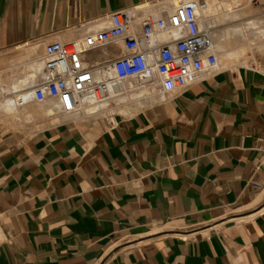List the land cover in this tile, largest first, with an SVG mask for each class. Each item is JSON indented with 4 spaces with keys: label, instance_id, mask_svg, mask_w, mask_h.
I'll return each instance as SVG.
<instances>
[{
    "label": "crops",
    "instance_id": "obj_1",
    "mask_svg": "<svg viewBox=\"0 0 264 264\" xmlns=\"http://www.w3.org/2000/svg\"><path fill=\"white\" fill-rule=\"evenodd\" d=\"M188 1L0 0V264H264V53L171 91L159 77L119 81L84 104L110 118L59 115L40 90L48 44L81 42L125 8L140 35L144 18ZM240 1L246 14L223 32L201 13L217 59L237 24L264 26L262 0ZM176 36L157 31L150 47ZM124 55L117 43L83 60L105 79Z\"/></svg>",
    "mask_w": 264,
    "mask_h": 264
},
{
    "label": "built area",
    "instance_id": "obj_2",
    "mask_svg": "<svg viewBox=\"0 0 264 264\" xmlns=\"http://www.w3.org/2000/svg\"><path fill=\"white\" fill-rule=\"evenodd\" d=\"M207 10L204 1H188L177 9L168 21L144 18L142 31L134 29L136 8H125L110 15V26L81 42H53L47 45L44 78L40 90L44 97L55 98L65 114L81 111L84 97L95 103L103 102L117 82L137 78L150 82L161 79L165 91L184 88L206 71L217 67L212 33L200 28L201 13ZM176 32L172 43L152 48L155 32ZM123 44L125 55L103 66L114 69L116 75L97 79L92 68L83 60L89 50L107 45ZM257 188L256 184H253Z\"/></svg>",
    "mask_w": 264,
    "mask_h": 264
},
{
    "label": "rangeland",
    "instance_id": "obj_3",
    "mask_svg": "<svg viewBox=\"0 0 264 264\" xmlns=\"http://www.w3.org/2000/svg\"><path fill=\"white\" fill-rule=\"evenodd\" d=\"M197 2V0H193ZM208 7L206 10L207 16H213L214 20L210 22L212 25L217 26L220 31L221 25L226 24L228 21H231L233 19L240 20L244 17L246 14L245 8V2H241L240 0H205ZM259 0H256V3ZM264 4V0H262ZM226 3L230 5V8L226 7ZM205 15V16H206ZM206 16V18H207ZM205 19V18H204ZM209 22L203 23V26H208ZM250 25L246 24V22H240L237 24L236 27H234L236 30H241V33H234L233 31H230L228 35H226V44L223 43V45H226L227 47L224 48L221 45L220 51L221 55L218 58L219 63H223L227 66H238V65H247L251 61H254L259 55L264 53V35L261 36L262 33L259 34V31L262 32L264 30V26H261L260 28H257L256 30H252L248 32V27ZM255 34L256 38H263L261 41H253L252 37L249 36V34L253 33ZM226 49L232 50V54L236 56H228L225 53ZM139 80L137 78L131 79L126 81L124 84L127 88V90L131 88H136L138 85ZM130 93V92H129ZM125 93L128 102L133 101L135 96H130L131 94ZM17 99V98H16ZM19 99V98H18ZM46 99V98H45ZM106 102H104L105 104ZM103 104V103H102ZM92 110L89 112L85 111L84 104L80 105V109L82 114L80 115L81 119L85 118H99V117H112L115 113L114 109L111 107H105L100 112L95 111V106H92ZM65 114L61 109L59 110V115Z\"/></svg>",
    "mask_w": 264,
    "mask_h": 264
},
{
    "label": "bare ground",
    "instance_id": "obj_4",
    "mask_svg": "<svg viewBox=\"0 0 264 264\" xmlns=\"http://www.w3.org/2000/svg\"><path fill=\"white\" fill-rule=\"evenodd\" d=\"M111 70V74H112V76H115L116 75V71L114 70V69H110ZM138 80H140V79H138ZM142 82V81H141ZM42 92V91H41ZM115 92V91H114ZM25 98L24 99H18L17 101H18V103H21V104H23L24 102H25ZM90 102H93L92 100H90L88 97H84L83 99H82V101H81V104H85V103H90ZM93 103H95V102H93Z\"/></svg>",
    "mask_w": 264,
    "mask_h": 264
}]
</instances>
